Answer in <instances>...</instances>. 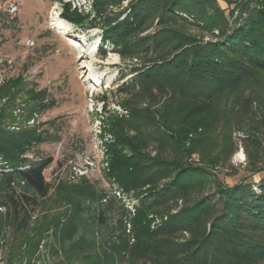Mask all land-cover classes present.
<instances>
[{
	"label": "trees",
	"instance_id": "1",
	"mask_svg": "<svg viewBox=\"0 0 264 264\" xmlns=\"http://www.w3.org/2000/svg\"><path fill=\"white\" fill-rule=\"evenodd\" d=\"M3 1L0 29L13 21ZM48 1L81 30H100L101 58L109 44L126 64L133 77L118 91L130 95L138 121L112 165L121 192L137 200L133 210L90 189L56 222L50 251L65 264H264V176L226 185L210 156L222 126L220 156L234 152L240 131L249 171H264V0H221L226 9L219 0H89L87 10ZM7 117L0 114V263L30 264L23 249L52 161L34 147L54 136L37 125L12 129ZM150 216L160 219L152 229Z\"/></svg>",
	"mask_w": 264,
	"mask_h": 264
},
{
	"label": "rangeland",
	"instance_id": "2",
	"mask_svg": "<svg viewBox=\"0 0 264 264\" xmlns=\"http://www.w3.org/2000/svg\"><path fill=\"white\" fill-rule=\"evenodd\" d=\"M67 1L89 9V0ZM218 4L227 7L224 1ZM1 6L13 21L8 20L10 28L0 29V114L8 116L12 129L37 125L54 136L34 147V154L52 159L43 170L50 191L33 216L24 258L30 264H65L49 246L56 222L78 196L96 189L115 194L130 211L137 203L121 192L114 176L119 161L113 158L115 153L127 154L124 139L133 136L138 123L128 109L130 95L118 91L133 75L109 44L103 46L106 56L100 57L98 28L81 30L71 23L68 31L53 27L59 3L4 0ZM39 90L45 92V101L36 99ZM224 133V127H216L211 145L216 177L226 185L241 179L256 184L264 171H249L244 135L232 133L234 152L222 157ZM260 147L263 156L264 140ZM159 221L151 217L150 228Z\"/></svg>",
	"mask_w": 264,
	"mask_h": 264
},
{
	"label": "bare ground",
	"instance_id": "3",
	"mask_svg": "<svg viewBox=\"0 0 264 264\" xmlns=\"http://www.w3.org/2000/svg\"><path fill=\"white\" fill-rule=\"evenodd\" d=\"M51 25L60 31L70 30V23L61 19L56 12H54V16L51 18Z\"/></svg>",
	"mask_w": 264,
	"mask_h": 264
}]
</instances>
